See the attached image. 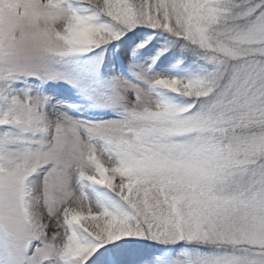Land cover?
I'll use <instances>...</instances> for the list:
<instances>
[{"label":"snow or ice","instance_id":"6c2138e0","mask_svg":"<svg viewBox=\"0 0 264 264\" xmlns=\"http://www.w3.org/2000/svg\"><path fill=\"white\" fill-rule=\"evenodd\" d=\"M0 264H264V0H0Z\"/></svg>","mask_w":264,"mask_h":264}]
</instances>
